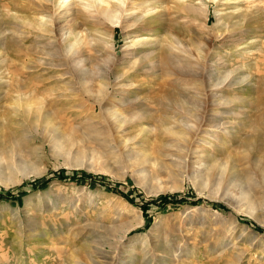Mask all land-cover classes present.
<instances>
[{
  "label": "rangeland",
  "instance_id": "rangeland-1",
  "mask_svg": "<svg viewBox=\"0 0 264 264\" xmlns=\"http://www.w3.org/2000/svg\"><path fill=\"white\" fill-rule=\"evenodd\" d=\"M70 8L80 15L72 23L60 19ZM70 28L82 33L73 48L81 76L60 42ZM160 46L172 48L178 69L166 67ZM0 62V80L13 87L1 92L0 113L25 110L29 100L37 113L34 127L14 135L8 116L1 121V136L14 137L3 140L11 169L0 180V264H264L257 172L240 165L235 177L228 167L206 182L184 143L166 157L149 147L160 164L141 166L125 142L142 126L124 138L105 128L108 109L132 111L114 106L122 98L114 91L133 83L130 96L152 114L143 136H158L165 120L177 130L182 122L237 157L264 156V0H0ZM209 75L221 85L217 98ZM54 89L74 93L61 110ZM220 96L227 114L215 118ZM56 134L61 148L50 141ZM222 244L230 250L220 256Z\"/></svg>",
  "mask_w": 264,
  "mask_h": 264
},
{
  "label": "bare ground",
  "instance_id": "bare-ground-1",
  "mask_svg": "<svg viewBox=\"0 0 264 264\" xmlns=\"http://www.w3.org/2000/svg\"><path fill=\"white\" fill-rule=\"evenodd\" d=\"M121 2V1H120ZM64 3H67L66 1L62 2V4ZM116 3V2H114ZM54 4V3H53ZM79 4V3H78ZM120 6H123V2L121 3H118ZM59 5V4H58ZM61 6V5H60ZM59 6V8H60ZM67 6V5H66ZM88 6V5H87ZM61 9V8H60ZM107 9V8H106ZM86 10V9H85ZM190 10V9H189ZM63 13V12H62ZM87 13V12H86ZM121 13V12H120ZM77 14V11H74V9L70 8V9H67L63 14H61L60 16V19H64L66 20L67 22H70L72 23L73 20H75V17ZM80 14V13H79ZM103 16H106V17H113L111 13L108 12V10H105L102 12ZM88 15V13H87ZM131 15V14H130ZM118 16V15H117ZM115 16V17H117ZM156 16V15H155ZM121 17V16H120ZM57 18V17H56ZM114 19V18H113ZM123 19V18H121ZM158 19V18H157ZM80 20V19H79ZM108 20V19H106ZM135 20V19H134ZM153 20V19H152ZM156 20V19H155ZM111 21V19H110ZM120 20L117 18L115 21H111L113 24L111 25V27H115L117 26V24H119ZM148 20H146L147 22ZM154 21V20H153ZM80 22V21H79ZM82 22V21H81ZM145 22V23H146ZM39 23V22H38ZM70 23V24H71ZM78 24V23H77ZM149 24V22H148ZM147 24V25H148ZM81 25V24H80ZM58 26V25H57ZM148 27V26H147ZM63 28V27H62ZM63 33H61V35L59 34L60 36V42L62 45H64L65 47V52H67V56L68 54H71L70 57L68 58H71L69 59V63H74V68L76 69L77 73L80 75V74H84V68H82V65H81V62L82 60L80 58L76 59L77 57V54H79L80 51H76L74 50L73 48L75 47H78L79 44L81 42V31H78L77 28H70V29H63L61 30ZM142 40V39H141ZM140 40H137V42L135 43L134 46L137 45V43L139 42ZM145 40H142V42L144 43ZM135 42V41H134ZM141 42V41H140ZM146 42V41H145ZM133 43V42H132ZM60 44V43H59ZM78 44V46L76 45ZM148 44V42L146 43V45ZM57 45V44H56ZM139 45V44H138ZM137 45V46H138ZM149 45V44H148ZM156 45V44H155ZM161 45V44H160ZM140 46V45H139ZM144 45H142L143 47ZM59 47V46H58ZM161 49H162V55H164L163 57V63L166 64L167 66L166 67H172L174 69H176L178 67V63L177 61L172 57V55L170 54L172 51H170L169 49L167 48H170V47H163V46H160ZM60 48V47H59ZM104 48V47H103ZM153 48V46H152ZM156 48V47H155ZM159 48V47H158ZM172 49V48H170ZM19 50V49H18ZM50 50V48H49ZM63 50V49H62ZM152 52L153 50L151 51V55H152ZM82 53V52H81ZM147 53V52H146ZM149 53V52H148ZM65 54V53H64ZM143 54V53H142ZM56 55V54H55ZM129 55V54H128ZM149 56V54H148ZM79 57V55H78ZM66 59V58H65ZM72 60V61H71ZM162 63V64H163ZM217 63V62H216ZM2 64V62H0V65ZM214 64V63H213ZM212 64V65H213ZM67 65V64H66ZM72 65V67H73ZM201 65V64H200ZM218 65V63H217ZM153 66V65H152ZM185 66V65H183ZM216 66V65H215ZM25 67V66H24ZM63 67V66H62ZM65 67V66H64ZM168 67V68H169ZM214 67V66H213ZM71 69V68H70ZM178 69V68H177ZM84 70V71H83ZM149 70V69H148ZM211 70V69H210ZM10 71H13V70H10ZM15 71V70H14ZM153 71V70H152ZM213 71V70H212ZM17 73V71H15ZM175 72H178V70H176ZM225 72V71H224ZM12 73V72H10ZM177 73V74H178ZM21 74V73H20ZM82 74V75H83ZM213 74V73H212ZM9 75V74H8ZM14 75V74H13ZM185 75V74H184ZM189 75V74H188ZM214 75V74H213ZM213 75H209L208 76V80L207 82H209V95L213 98H217L219 97L218 96V93H216L217 91L215 90V88L220 85L219 83L216 85L215 82L217 81V79L215 80V78H213L212 76ZM10 76V75H9ZM64 76V75H63ZM81 76V75H80ZM206 76V75H205ZM17 77V76H16ZM222 77V76H221ZM60 78V77H59ZM118 78V77H117ZM116 78V79H117ZM182 78V77H181ZM187 79V78H186ZM122 80V79H121ZM19 81V80H18ZM176 81V80H175ZM218 82V81H217ZM32 83V82H31ZM177 83V82H176ZM179 83V82H178ZM177 83V84H178ZM223 83V82H222ZM22 84V83H21ZM215 84V85H214ZM9 85V81L8 80H0V107L4 105V103L2 102V99H3V89L4 88H8L12 87V85L8 86ZM186 85V84H185ZM188 85V84H187ZM228 85V84H227ZM231 86V85H230ZM19 87V86H18ZM134 85L133 83H129V84H123L120 82L117 84V86L115 87V91H114V96L115 98L116 97H122L121 100L119 101H115L116 102V106L117 108H122V109H131L132 111L129 112V115H124V113L122 114V111L118 112L116 109L114 108H110L108 109V116H109V121H108V125L105 126L106 129H110L111 131L114 132V134H117V136L119 137H123L125 136L126 134H129V132H133L135 129H140L139 127L142 126V130H148L147 127H143V123L142 121H148V119L151 117L150 113H146L144 112L143 110H140L139 109V105L140 104V101H142V98H140L139 96H130L132 94L131 90L133 89ZM15 88V87H14ZM22 89V88H21ZM24 89V88H23ZM71 89V88H70ZM221 89V85H220V88ZM230 89V88H229ZM12 90V89H11ZM10 90V91H11ZM20 90V89H19ZM18 90V91H19ZM60 89H54L55 92H58L57 93V98H55L56 100H54L53 104L57 107H66L70 100H72L73 98V95L74 93L72 94L71 91H68L66 89H63L62 92H59ZM181 90V89H180ZM192 90V88H191ZM15 91V89H14ZM13 91V92H14ZM28 91V90H27ZM189 91L190 92V89L189 88H186V92ZM2 92V93H1ZM12 92V91H11ZM17 92V90L15 91V93ZM30 92V91H29ZM193 92V91H191ZM199 92V91H198ZM7 94V93H6ZM10 94V92H9ZM13 94V93H12ZM18 94V92H17ZM31 94V93H30ZM33 94V93H32ZM31 94V95H32ZM184 94V93H183ZM8 95V94H7ZM11 95V94H10ZM28 95V94H27ZM30 95V96H31ZM170 95V94H169ZM25 96V95H24ZM18 97V96H17ZM23 97V96H22ZM34 97V96H33ZM55 97V96H54ZM13 99V98H11ZM21 99V96L19 95V98H16V102L14 101V103L17 104L18 100ZM34 99L36 100L37 98L34 97ZM77 99V98H76ZM202 99V98H201ZM204 99V98H203ZM174 102H176L174 100V97L172 99ZM212 100V98H211ZM217 100V99H216ZM227 100V98H226ZM226 100H223V98H221L220 96V99L216 102V104L214 105L213 107V110H215V112L212 110V112L210 113V116H213L215 118H220V117H223L225 116V114H227V112H224L223 111V108L225 106H227V102L225 103ZM30 101V100H29ZM27 101L25 102V110L23 108H21V106H19V109L17 110V108L15 110L19 111L20 113L22 114H19L17 111H13V112H9V113H6V112H3V115L0 113V180L1 178H3L6 174H7V171L9 169H11L10 165H5L4 162L2 161V153L4 151V148H3V140L4 137H8L10 139H12L14 136H1V134L4 132V125L2 124V120H3V117L5 116H8V120H6L7 122H9V128H7V130L10 131V133L12 135H14V133H16L17 131V128L19 126H24V125H30L32 127H34V125L36 124V121H37V118H36V115L37 113H35L31 108V106H33L31 103L34 101L32 100L31 103ZM101 101V102H100ZM100 105L103 103L102 100H100ZM214 101V100H213ZM212 101V102H213ZM164 102V101H163ZM35 103V102H34ZM114 103V102H113ZM137 104L136 107H134L135 105ZM142 104V103H141ZM163 105V104H162ZM175 105V103H174ZM113 106V107H114ZM213 106V105H212ZM100 107V106H99ZM104 107V106H103ZM103 107L102 110H103ZM3 109V107H1ZM15 108V106H14ZM173 108V107H172ZM170 108V109H172ZM37 109V108H36ZM34 109V110H36ZM64 109V108H63ZM106 109V108H105ZM169 109V108H168ZM167 109V110H168ZM21 110H23L21 112ZM61 110V108L59 109ZM101 110V111H102ZM66 111V110H65ZM64 111V112H65ZM104 111H107L104 110ZM149 112V111H148ZM55 113V112H54ZM107 113V112H105ZM41 114V113H40ZM72 115V114H71ZM13 117L12 119L9 117ZM50 116L51 114L49 113V110L47 111V113H45V118H47V122L45 121L46 124H48L49 120L50 119ZM59 116V115H58ZM73 116V115H72ZM167 116V115H165ZM164 116V117H165ZM53 117V116H52ZM61 117V116H59ZM40 118V117H39ZM19 119V120H18ZM55 119V118H53ZM173 119V118H172ZM12 120V121H11ZM23 120V122H22ZM49 120V121H48ZM163 120V119H162ZM27 122V123H24V122ZM158 121V120H157ZM166 121V120H165ZM162 124V129H160L159 131V134L158 136H143V134L141 133L142 130H140L138 133H135V136H132L131 139L129 140H126V147H128V149H130V152L134 154L135 158H133L135 164H143L141 166H146V165H154V166H157L160 164L159 161L155 160L153 157H150L151 154H150V150H149V147L151 149H153V151L155 153H158L161 157L163 156H167L169 155L167 152L169 151H173V150H177V149H182L183 146L181 143H184V148L186 149V145H187V149H191L194 151V156L196 158V160L194 158L195 161H192V163H197L199 166L201 164V167H202V170L200 171V173H204V180L206 182H208L209 180H211V178H213V176H215L216 174H220L223 170H227V168L229 167L230 168V171L232 172V174L235 176V177H238V176H242V173L244 174V172L242 170H239V166L242 165L244 166V168L248 169L250 174H254V173H258L261 177H262V180L264 182V156H260L258 157V159H256V157H254L253 159L250 158V156H246L245 157L243 156H235V154H231V152L228 151L227 147L226 146H217V141H219V138L215 139L214 141L213 140H210L208 138H210L211 136H196L198 133L195 132V134H192L189 127L187 126V124H181V123H177L176 125L179 126V127H176L178 128L175 129L174 127H172L169 122H165ZM55 122V121H54ZM70 122V121H69ZM52 123V122H51ZM50 123V124H51ZM63 123V122H62ZM107 123V122H106ZM53 124V123H52ZM51 124V125H52ZM71 124V123H70ZM54 125H57L54 124ZM174 125V124H173ZM175 125V126H176ZM46 127V126H45ZM59 127V126H58ZM47 128V127H46ZM60 128V127H59ZM56 129V130H61V129ZM174 128V129H173ZM191 128V127H190ZM52 130V129H50ZM55 130V129H54ZM137 132V131H136ZM158 132V131H157ZM55 133H58L55 132ZM61 133V132H60ZM58 133V134H60ZM144 133V131H143ZM52 134V133H51ZM205 134V133H204ZM61 135V134H60ZM63 135V133H62ZM61 135V136H62ZM27 136V135H26ZM61 136H57L54 135L52 136L50 139L51 142L54 143V147L55 148H61V144H63V142L61 143ZM65 136V135H64ZM24 137V136H23ZM32 137V136H31ZM20 138V137H19ZM118 138V137H117ZM124 138V137H123ZM7 139V138H6ZM25 139V137H24ZM27 139V138H26ZM33 139V138H31ZM126 139V137H125ZM223 139V138H222ZM13 140V139H12ZM65 140V139H64ZM131 140V141H130ZM217 140V141H216ZM15 141V140H14ZM227 141V140H226ZM10 142V141H9ZM26 142V140H25ZM221 142V141H220ZM219 142V143H220ZM251 144V143H250ZM246 146V145H245ZM14 147V146H13ZM142 147L144 149H142ZM153 147V148H152ZM191 147V148H190ZM152 151V150H151ZM179 151V150H178ZM6 153V152H5ZM152 153V152H151ZM171 153V152H170ZM173 153V152H172ZM8 154V152H7ZM9 156V155H8ZM173 156V155H172ZM175 158V157H174ZM190 158V157H189ZM172 159V158H171ZM171 161V160H170ZM174 161V160H172ZM248 165V166H247ZM21 166V165H19ZM18 166V168H19ZM26 167V166H25ZM28 168V166H27ZM26 168V169H27ZM242 169V168H241ZM249 177V179L251 178V175L247 176V178ZM246 178V177H244ZM49 209L50 206H48ZM86 230L87 229H90L91 230V225H86L84 227ZM85 230V231H86ZM87 238V237H86ZM89 238V236H88ZM124 239V238H123ZM122 239V240H123ZM122 240H120V242L122 243ZM223 245V244H222ZM228 245L227 244H224L223 245V248H221L222 251L219 255L222 256L223 253L227 252L230 250V247H227ZM100 247V246H99ZM97 246H94L95 248V251L100 253V254H103L101 251V248H99ZM222 247V246H221ZM90 249V248H89ZM103 251V250H102ZM97 253V254H98ZM99 255V254H98ZM218 255V254H217ZM104 258H107V256L105 254L102 255ZM101 256V257H102ZM213 256V255H212ZM216 256V255H215ZM217 257V256H216ZM225 257V256H224ZM218 258V257H217ZM223 258V257H222ZM225 259H227L225 257ZM224 260V259H223ZM221 261V260H220ZM219 261V262H220ZM222 262V261H221ZM217 263V262H216ZM220 264V263H219Z\"/></svg>",
  "mask_w": 264,
  "mask_h": 264
},
{
  "label": "trees",
  "instance_id": "trees-1",
  "mask_svg": "<svg viewBox=\"0 0 264 264\" xmlns=\"http://www.w3.org/2000/svg\"><path fill=\"white\" fill-rule=\"evenodd\" d=\"M168 200V197H161L159 202L164 204ZM216 206V205H215Z\"/></svg>",
  "mask_w": 264,
  "mask_h": 264
}]
</instances>
